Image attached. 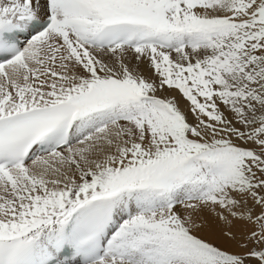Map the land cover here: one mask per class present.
Here are the masks:
<instances>
[{"label": "snow or ice", "instance_id": "6c2138e0", "mask_svg": "<svg viewBox=\"0 0 264 264\" xmlns=\"http://www.w3.org/2000/svg\"><path fill=\"white\" fill-rule=\"evenodd\" d=\"M0 264H264V0H0Z\"/></svg>", "mask_w": 264, "mask_h": 264}]
</instances>
